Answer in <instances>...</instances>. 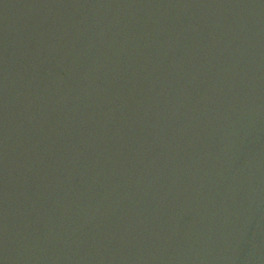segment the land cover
I'll list each match as a JSON object with an SVG mask.
<instances>
[{"label":"water","instance_id":"water-1","mask_svg":"<svg viewBox=\"0 0 264 264\" xmlns=\"http://www.w3.org/2000/svg\"><path fill=\"white\" fill-rule=\"evenodd\" d=\"M0 264H264V0H0Z\"/></svg>","mask_w":264,"mask_h":264}]
</instances>
